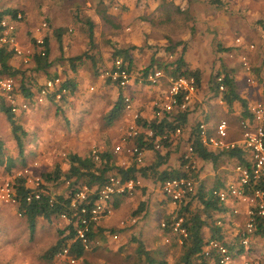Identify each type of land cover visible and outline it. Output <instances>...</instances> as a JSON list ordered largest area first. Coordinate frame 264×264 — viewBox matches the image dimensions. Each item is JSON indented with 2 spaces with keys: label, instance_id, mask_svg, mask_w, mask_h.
<instances>
[{
  "label": "crops",
  "instance_id": "obj_1",
  "mask_svg": "<svg viewBox=\"0 0 264 264\" xmlns=\"http://www.w3.org/2000/svg\"><path fill=\"white\" fill-rule=\"evenodd\" d=\"M104 2L109 7L107 13L112 17V21L115 26L119 28L113 29V31L118 29L117 33L108 34L106 42L117 48L135 46L134 49L129 50L132 67L134 69H138L143 65H147L141 64L142 62L139 59L140 55H138V51L140 49L143 51L146 50V48H141L143 44L150 45L158 43L155 37L151 35L154 30L152 29L154 26L152 25L151 18L154 17L156 11L161 8L160 2L157 0H104ZM99 16L97 17L101 19ZM162 19L166 21L167 18ZM159 24H162L160 23V19ZM109 26L111 28L115 27L111 25ZM225 27V31L221 29L223 32L222 43L225 41V45H235L233 46L235 48V52H237V48L238 50H245L251 66L252 77L255 82L253 85H247L245 83L243 76L244 73L240 63V57L243 53L237 54L240 72L223 66L224 68L219 70L221 73L220 75H223L225 71L229 72L230 76L233 78L238 95L246 100L248 107L253 102L258 100L264 102V87H260L262 83H264V66H262L261 61L254 60L252 57V50L247 49L248 44L252 43L248 41L253 38L246 37L247 41H245L240 37L241 42L232 44L233 42L227 41L229 39L228 25ZM20 29V27H17V35L21 33ZM52 32L53 30H49L47 35L49 37V60L53 63L48 67V73L39 71L37 73L30 74V72H27L30 79L35 82L32 91L35 92L37 90V86L42 85L48 77L52 76L54 77L51 79L59 77L63 82L70 79L75 84L74 90L70 91L68 97H64L60 102H56L53 97L50 96V98H47L41 104H34L31 102L29 109L25 110L18 108V110L14 113L15 123L24 128L27 136L37 138L40 135L45 137L46 132L49 130L48 127L50 125V121H55L59 129L64 128L66 131H70L69 133H63L60 131V133H62L61 139L63 138L65 142H67L65 138H67L68 135L81 140L86 138L89 142H91V145H97L99 147V150L97 151L110 150L113 153L114 146L119 143L120 138L126 134L128 126L131 123V116L124 110V108L120 109L118 116L113 120L108 121L106 118V115L115 105L120 90L118 86L111 82L108 78H101L99 74L100 71L97 72L96 70L101 66L103 69L111 67L113 46L109 47L111 52L102 54V57L104 55V59L99 55L100 53H95L93 54V58L88 61L83 59L82 61L81 59L75 60L74 63L76 65H74V69H72L73 67L71 68L67 58L80 56L77 55L80 53L74 52L73 54L72 51H69L72 50V48H69L68 51L65 52L63 41L65 37L69 38L70 34H64L62 36V51L60 54L58 53V49L55 48L57 42L54 36H52ZM66 39L67 38H65V40ZM72 39L73 38L68 39L70 44L73 43ZM249 51L250 53H248ZM152 55L153 54H151V56ZM220 55L221 54H218V56ZM9 62L13 67L23 68V64L17 56L11 58ZM185 62L189 63L186 60ZM189 66L191 68L201 69L202 81L200 86L196 88L195 93L192 95L189 104L186 106L189 113L184 127L182 129L180 128L181 131L177 135L175 133H171L173 135L171 145L169 147H162L160 149L161 154H165L166 152L168 153L165 164L161 165L159 168L162 170H170L180 167L183 154L186 152L188 144H190L192 131L197 127L200 121L206 122L210 131V129H212L220 120H226L228 124L227 140L233 141L241 138L238 121L242 117L243 108L241 107L239 101H234L232 105L228 107L222 100L221 93L215 92L214 80L209 81L208 79L204 81V75L206 77V73L209 72L204 71L203 74L202 67H199L198 65V67H196L190 63ZM215 66L217 67V63H215ZM67 68L68 70H66ZM170 79L171 77L166 73L162 74V77L159 78L156 84H141L139 80L137 82L133 78L130 85L123 90L122 93L125 91L131 96L132 111L136 112L141 119L149 122L162 114L161 100L164 93L168 90ZM16 82L18 85L19 81ZM18 94L19 96L17 97V101L23 102L26 100L21 91H19ZM212 95L214 96L212 97ZM42 110H52L54 114L49 117L46 115L41 116L39 112ZM34 114H36V116ZM0 119L1 121L3 120V122L5 121L6 117L3 113H0ZM1 121L0 141H4V143H2L1 151L3 152V150L8 151L9 149H12L11 153L18 155V149L16 148V144L11 134V126L7 119L6 125L1 123ZM140 129L141 132L144 131V134L147 133L146 129ZM41 130H43V133ZM49 136L50 132L47 133L46 137ZM133 139L134 138L129 141V144L133 143ZM44 143L45 141L43 142L41 139L39 141L37 140V142H33L27 150H24V153H29L31 156H38L41 153L43 155L51 154L52 147H46L44 146ZM63 146L67 148L65 152H62L60 159H63V154L68 152L77 153L79 155L83 154V149L80 146L70 144L69 142H67L66 145L63 144ZM206 147L214 152L225 150L209 146ZM33 148H35V151L32 150ZM113 154L117 165L128 166L132 163L131 156L124 153ZM193 159L198 170L195 190L198 188L211 190L214 185L219 186L220 183L226 185L235 179V173L233 170L234 165L237 163L235 158H228L225 155H221L216 164H213L208 160H202L199 157H195V155L193 156ZM30 160L34 161L33 165H39L36 158H32ZM154 160L155 152L151 149H143L142 162L137 164V166H149L154 162ZM64 165L66 166V163H63V166ZM4 167V164L1 162L0 172L3 171ZM32 167L33 166L31 165L30 167H26V169ZM0 177L6 178L2 174H0ZM137 179L139 184L136 186L133 194L115 196L112 201V213L96 224L94 228L96 227V230L98 228L101 229L103 234L113 231L111 234L117 237L113 240L108 239V242L112 244L111 247H116L115 250L118 249L119 251L125 253L128 248L134 247V251L138 256V259L141 257L145 260V254L150 255L151 258H158L159 252L161 251L163 253L162 255L166 256L165 252L169 253L170 244L180 246L181 241L174 232L171 231L170 233L164 231L161 224L162 222L173 220L178 208L165 197L159 182L148 177L145 178L138 176ZM25 185L29 187L27 182H25ZM48 188H50V186L47 187V190ZM66 195L67 192L64 196ZM198 203L199 202L196 200L193 201L191 208H194L195 205L198 206ZM6 205L11 206L18 212V205ZM3 206V204H0V207ZM223 207L224 210L221 213L216 212L212 214V218L216 221V223L217 221L221 222L219 226L221 227L222 241L228 245H232L233 243L236 244V247L234 248L236 252H238L236 264H240L241 260L247 257H260L262 263L264 264L263 237H260L255 233L250 234L247 246L243 247L242 251H239L242 246L239 235L241 234L243 226L248 219V216L246 215L248 204L238 201L235 198H229L224 201ZM116 211L120 212L119 217H114ZM135 211L136 214L134 215L133 212ZM128 213H130L129 215L131 217L129 216L125 219L121 217L127 216ZM23 217L26 219L25 216ZM56 218L63 222L64 225L67 224V222L62 220L59 216ZM40 219L44 218L37 217L35 220V226ZM153 219L156 220V223H153ZM63 227L64 226L57 228V232L63 229ZM202 232L206 244L211 233L209 227L205 225ZM127 238L128 240L130 239V241H127ZM131 239H133V241ZM138 242L141 243L142 253L137 252L136 248ZM48 249L49 248H47V250ZM203 250L205 254L206 251H209V248L204 246ZM44 252L46 253V250ZM207 258L208 262L211 264L212 259H210L209 256ZM51 260L52 264H61L60 260L56 257V254ZM168 262L170 263V259ZM144 264L148 263L146 262Z\"/></svg>",
  "mask_w": 264,
  "mask_h": 264
},
{
  "label": "rangeland",
  "instance_id": "obj_2",
  "mask_svg": "<svg viewBox=\"0 0 264 264\" xmlns=\"http://www.w3.org/2000/svg\"><path fill=\"white\" fill-rule=\"evenodd\" d=\"M157 1L160 2L161 8L151 18L152 25L154 26L152 27L154 30L151 35L155 37L158 43L142 45L141 48H146L144 51L142 49L138 51L142 65L149 64L151 54H153L151 57L154 56V60L162 63L173 61L179 54H182L183 57L185 56V60L193 66L202 67L203 74L204 71L209 72L206 73V77L204 75V81L208 79L210 81L211 76L224 67L240 72L237 54L247 53L240 48V50L237 48V52H235V48L233 47L235 45H225V41L222 43V30L225 31V26L228 25L229 39L227 41L237 44V38L241 37L245 41H247L246 37L253 38L248 41L254 45L252 57L254 60L261 61L262 66H264V30L261 25H264V0H221L220 5H217L216 0ZM102 7L97 0H0L1 9L10 8L17 10L21 15L18 24V27L21 28V33H19L18 40L22 46H30L24 36L27 31L29 32L39 22H47V17L49 21L47 22L48 31L59 27L64 31L72 30L73 33L69 35L70 37H65L67 38L66 40L64 38L63 46L65 52L69 48H72L69 51H72L73 54L74 52L80 53L77 55L82 56L81 61L82 59L86 61L90 60V56L93 57L95 53H100L99 55L102 57V54L111 52L109 47L113 45L107 43L106 39L108 34L117 33L119 28L113 31L116 28H111L97 17L99 16L97 10L101 11L100 8ZM162 18L167 19L164 24L160 25L159 19ZM88 22L94 24L95 41L91 45L88 40ZM70 38H73L72 44L68 42ZM177 42H180V44ZM221 47L224 48V51L218 50ZM55 48L61 54L62 49H59L57 43ZM226 48L228 49L226 50ZM218 54L221 55L218 56ZM102 58L104 59V55ZM215 63H217V67ZM101 68L103 69L102 66ZM10 77L17 78L15 76ZM48 79H51V77H48ZM16 81H19V78ZM260 87H264V83ZM42 111L39 112L41 116L46 115L49 117L54 114L52 110ZM34 115L36 116V114ZM1 123L6 125V119L4 122L2 120ZM48 129L46 135L50 132L49 137H46V135L42 137L40 135L34 138L26 134L23 138V150H27L33 142L36 143L37 140L41 139V141H45L44 146L52 147L51 154L43 155L41 153L38 156H31V154L23 152L25 156L21 157L12 154V149L8 151L3 150L2 161L4 166L11 161L13 165L9 164V168L7 166L4 167L0 174L6 178H12V180L14 176H25L33 180V177L51 171L55 163H60L61 170L65 172L68 166L67 164L63 166L65 162L60 157L62 152L66 151L67 147H64L63 144L66 145L67 142L80 146L83 149V156L92 154L91 151L93 149L99 150L97 145H91V142L86 138L81 140L68 135L65 138L67 142H65L63 138L61 139L62 133L60 131L63 133H69L70 131L68 132L64 128L59 129L55 121H50ZM41 132L43 133V130ZM1 143H4V141ZM32 158L37 159L39 162L38 166L33 165L34 161L30 160ZM31 165L33 166L32 168L26 169V167H30ZM45 184L46 189L50 186L48 190L52 195H64L68 192L66 180L63 178H60L56 183ZM3 205V207H0V264H52V258H46L48 255L46 256L44 251H47V248H50L60 237L57 228L65 226L64 223L56 217L50 221L40 219L33 230H30L26 219L22 215H19L11 206ZM119 213V211H116L114 217H119ZM129 214L121 217L124 219L128 218ZM153 223H156L155 219H153ZM111 233L113 231L107 232V234H103L102 230L98 231L93 241L94 248H91L88 254L78 259L75 264L145 263L141 257L140 259L137 258L138 256L134 251V247L128 248L126 253L118 249L115 250L116 247H111L112 244L108 242V239L113 240L117 237ZM127 241H130V239L128 240L127 238Z\"/></svg>",
  "mask_w": 264,
  "mask_h": 264
},
{
  "label": "trees",
  "instance_id": "obj_3",
  "mask_svg": "<svg viewBox=\"0 0 264 264\" xmlns=\"http://www.w3.org/2000/svg\"><path fill=\"white\" fill-rule=\"evenodd\" d=\"M101 6H103L98 11L100 18L107 23L108 25L115 26L112 21V17L107 13L108 6L104 2V0H97ZM221 0H216L217 5H220ZM17 10H13L10 8H0V19L4 16H10L11 18H15ZM46 21H48L46 17ZM160 23L164 24L165 20L160 19ZM88 40L89 44H93L94 40V32L93 27L94 24L88 22ZM262 25V29L264 30V25ZM114 28H118L115 26ZM53 30V29H52ZM67 33L71 34L72 30L64 31L62 28H56L52 32V36H54L56 42L58 43V47L61 50L62 46V36ZM17 34V33H16ZM48 32L45 34L43 38V43L41 45H37L35 43L34 38L31 37L30 31L26 33L24 36L29 44L31 45V60L29 63H21L23 64V68L13 67L10 64V59L15 55L12 50H8L6 46L0 48V76H15L16 79L19 78L18 88L19 91L25 96V99L28 102H33L35 92L32 91L33 86L35 85L34 80H31L27 75V72L37 73L39 71L47 72V69L52 61L49 60V37ZM19 37V35H17ZM180 44V42H177ZM220 45V44H219ZM135 46H128L124 48H117L113 46L112 52V64L115 59H119L123 68H125L128 72H130L135 81L141 79V84H150L149 80H147L148 75L154 71V69H159L163 73H166L171 78L177 77H193L195 80L196 87H199L202 81V73L200 69H193L189 66L188 63L185 62L183 55L179 54L177 58H174L173 61L168 63L158 62L154 60L153 57L150 58L148 65H143L138 69H134L132 67L131 58L129 56V50L134 49ZM228 48H226L227 50ZM219 51H224V48H218ZM43 52V54H42ZM61 58V57H59ZM82 56H77L74 58H67L70 66L74 69L75 60L81 59ZM93 57L90 56V59ZM103 69L100 67L97 68V72L101 73ZM221 73L217 71L213 76H211V80L215 82V92H218V86L216 83V77ZM33 76V75H32ZM54 77V76H52ZM51 77V78H52ZM213 77V78H212ZM224 90L221 91L222 100L227 104L228 107L232 105L234 101H239L241 107L243 108L242 117L250 116L249 109L247 106V102L245 99L241 98L236 91L235 84L233 82V78L230 76L229 72L225 71L223 74ZM63 86L68 88L69 91L74 90L75 84L69 79L63 82ZM119 88V94L117 101L110 112L106 115L108 121L116 118L120 112V109L124 108L123 104V90ZM49 98V97H48ZM59 108V107H58ZM57 108V109H58ZM0 113H3L11 126V134L13 136L14 142L18 149V156H25L24 146H23V138L26 136L24 130H22L21 126L15 123L14 113L11 112L9 106L4 102L0 101ZM188 109H180L175 108L172 111H162L161 116L154 118L151 121H146L138 117L136 119V124L139 125L142 129H148L153 132V135H161L163 133L170 134V139L165 140L162 143V147H169L171 145L172 136L171 133H174L176 128H183L188 115ZM144 131L135 136L133 139V143L140 149H151L155 152V160L149 166H137L135 160H132V163L128 166L117 165L115 162L114 154L110 150L98 151L99 159L94 161L93 155H79L77 153L68 152L65 154L62 160L68 165V169L63 172L61 170L60 163H55L53 169L49 172L40 174L41 179L44 184L42 187L46 189L45 183H56L60 178L71 181V187L76 185H85L88 188H98L99 186L106 183L108 176L114 174L119 176L122 180L127 179H136L138 176L151 178L154 181L159 182L160 184L168 179L173 177L180 176H188L190 175L197 182L198 178V170L191 171L186 173L183 170V160L181 159L180 167L176 169L170 170H162L159 169L161 165L165 164L168 153L165 154L160 153V149H156L153 144V137L145 136ZM192 138L190 139V144L193 146V154L195 157H199L202 160L211 161L213 164H216L218 158L221 155H225L228 158H235L238 163H247L246 161V152L241 147L231 148L228 150H222L219 152H214L209 150L206 146L201 144L198 135H197V127L192 131ZM2 143L0 141V163L2 161V151H1ZM20 157V158H21ZM23 161V159H21ZM9 164L13 165L12 161L6 164L7 168H9ZM5 166V167H6ZM26 178L24 176H15L13 178V186L16 192V198L18 202V211L21 212V215L26 217L28 222V226L30 230H33L35 227V220L37 217H42L46 220H50L51 218L58 217L60 214H66L67 216H71L76 210H71L70 208V195L64 196L62 194L59 195H51V193L47 190L48 193H40V197L38 199H32L30 201L26 200L27 195L30 193V189L25 185ZM225 184L220 183L219 186H212L213 188L210 190L196 189L192 194H189L185 197L184 202H182L177 208V213L182 216V226L185 229V236L181 235L180 246H176V244H170L169 253L166 252V256L162 255V251L159 252L158 258H151L150 255L145 254V263L148 264H210L208 262V256L204 254V246L205 241L203 237V227L207 225L210 230V238L222 241L221 236V227L216 223V221L212 218V214L221 213L224 210L222 201H219L216 196L212 194V190L215 188L224 187ZM254 190H261L264 192V175L260 177L256 181H250L249 185L244 188V193L251 194ZM89 205L92 204V200L94 199V195H90ZM198 201V206L195 205L194 208H191L193 201ZM200 205V206H199ZM136 214V211L133 212ZM74 218H71L70 223L66 224L63 229L59 230L58 233L60 237L57 241L46 251V258H52L61 248L66 245H69L70 255L74 256L77 260L83 258L91 248H94L93 241L98 231L101 229L94 228L95 225H90L89 231L87 232V237L89 241L88 247H84L80 240L74 239L75 237V229L73 225ZM164 231L171 233V221L165 222ZM254 233L260 237L264 238V217H259L257 215L254 216ZM133 241V239H131ZM223 242V241H222ZM225 243V242H223ZM226 244V243H225ZM228 245V244H227ZM230 249L236 247V244L228 245ZM241 246V245H240ZM137 252L142 253L141 243H137ZM243 246L239 251H242ZM170 259V263L168 260ZM212 259L211 264H217L216 257L211 256Z\"/></svg>",
  "mask_w": 264,
  "mask_h": 264
},
{
  "label": "built area",
  "instance_id": "obj_4",
  "mask_svg": "<svg viewBox=\"0 0 264 264\" xmlns=\"http://www.w3.org/2000/svg\"><path fill=\"white\" fill-rule=\"evenodd\" d=\"M21 15L16 14L15 18L4 16L0 19V48L6 46L8 50H12L13 54L20 58L23 63H29L31 60V45L22 46L17 37V27ZM48 32L47 22L41 21L30 29L31 37L34 38L35 43L41 45L43 38ZM236 42H241L240 38ZM253 44H248L247 49L252 50ZM43 54V52H42ZM240 63L243 71L245 83L253 85L255 80L252 77L251 66L246 54L240 57ZM101 78H108L111 82L115 83L118 87L125 90L132 82L134 76L123 68L121 61L115 59L111 67L105 68L100 73ZM163 72L159 69H154L148 75L147 80L150 84H156ZM218 92L224 90L223 75L216 77ZM141 82V79L139 80ZM196 84L193 77H177L170 79L168 90L164 93L161 100L162 111H172L175 108L185 109L189 104L192 95L196 91ZM18 85L16 79L10 76H0V101H4L10 108L11 112L15 113L18 108L29 109L30 102L24 100L23 102L17 101ZM69 89L63 86V81L59 77L53 79H46L42 85L38 87L34 94V104H41L48 97H53L56 102H60L63 98L68 97ZM123 104L124 110L131 116V123L128 126V131L120 138V142L113 148V153H124L131 156L137 164L142 162V149L134 144H129L132 138H135L141 133V127L136 124V119L139 115L132 111V98L124 91ZM250 116L241 117L238 121V126L241 131V138L238 140L228 141V124L226 120H220L214 125L212 129H208V125L204 121H200L197 125L198 138L204 146H209L218 149H231L241 147L246 152L247 163H236L234 165L235 179L224 187L215 188L212 194L217 197L219 201H226L229 198H235L238 201L248 204L246 215L248 219L241 231L240 243L243 247L247 246L250 234L254 233V216L264 217V192L261 190H254L251 194L244 193V188L249 185L250 181H256L264 175V102L255 101L249 107ZM180 128H176L174 133H180ZM173 134H171L172 136ZM147 137H153V144L156 149L162 148V143L170 139V134L163 133L161 135H153L151 130L147 129ZM94 161L99 159L98 151H92ZM65 156V154H63ZM193 146L188 144L186 152L183 154V170L186 173L195 171L197 166L193 159ZM26 178V177H25ZM29 184L30 193L27 195L26 200L30 201L32 197L38 199L40 193H48L42 187L44 184L40 176L33 177V180L26 178ZM138 179L122 180L119 176L114 174L108 176L105 184L98 188H88L85 185H76L71 187V181L66 180L68 187L67 195H70V208L76 210L69 217L66 214H60L59 217L70 223L71 218H74L73 225L75 229L74 239L80 240L84 247H88L89 241L87 232L90 225H96L101 220L106 218L112 213V201L117 195H132L136 186H138ZM196 180L190 175L173 177L164 180L161 183V189L165 197L178 207L187 195L195 191ZM94 195L92 204L89 205L90 195ZM52 195V194H51ZM0 204L18 205L15 188L13 186L12 178L0 177ZM21 215V212H19ZM183 218L177 212L171 220V230L180 239L181 235L185 236L186 232L182 226ZM217 224H221L217 221ZM165 222H162V228L165 227ZM181 241V240H180ZM205 246L209 251L205 252L206 256L216 257L217 264H236L238 252L230 249L229 246L222 241L216 239H208ZM56 257L60 260L61 264H75L77 259L70 255L69 245L64 246L56 253ZM240 264H263L260 257H247L241 260Z\"/></svg>",
  "mask_w": 264,
  "mask_h": 264
}]
</instances>
